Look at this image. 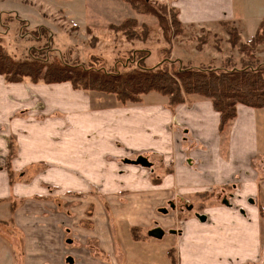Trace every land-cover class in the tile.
I'll return each instance as SVG.
<instances>
[{"label": "crops", "instance_id": "1", "mask_svg": "<svg viewBox=\"0 0 264 264\" xmlns=\"http://www.w3.org/2000/svg\"><path fill=\"white\" fill-rule=\"evenodd\" d=\"M224 2L223 10L217 0H173L172 7L177 10L179 21L184 27L210 29L224 22H233L239 29L234 17L236 1ZM239 31L241 35L243 32L240 29ZM257 31L258 28L244 43L251 41ZM172 48L173 55L180 63L184 60H196L198 67H213L212 64L218 59H222L223 63L232 58L225 53L221 56L213 54L209 58L205 57L203 61V55L200 56L199 50L194 46L186 50L178 46ZM205 49L206 47L204 51ZM3 79L0 76V225L10 224L13 231L22 236L21 248L7 240L11 248L6 249L7 264H106L94 257L91 248L90 251V239L98 241V251L102 256L114 258L117 245L113 242L114 232L111 231L105 214L97 215L94 211L92 218H88L85 216L90 209L87 205L82 210L83 216L80 220L87 218L93 223L94 229L92 232L83 231L78 226V206L77 212L72 211L73 207L67 208L70 212H63L61 200L45 189L46 186L66 184H69L68 188L75 189L76 185H80L77 180H73V177L79 178L72 174L76 170L90 171L84 179L89 188L109 185L111 174L107 170L112 163L111 147L117 155L137 158L143 152L164 155L166 167L173 172L163 178L161 186L178 189L184 195L190 196L195 191V194L204 192L207 187H229L231 183L233 184L230 187L238 191L240 185L236 182L248 180L246 175L250 159L258 151L259 136L262 134L259 122L263 112L259 109L239 105L236 119L220 134V115L208 99L192 96L174 110L169 108L168 99L162 103H140L126 109L134 111L133 113L116 120L117 133H102L99 129L111 126L108 118L111 116L103 114L104 118L100 120L103 123L99 125L95 123L100 121H96L94 117H98L101 111L92 108L87 114L79 115L77 110L80 106L87 108L88 102L84 97H79L83 93L74 90L70 83L47 85L60 87L62 90L39 85H33L31 89L25 83L11 84ZM31 94L36 95L35 100L31 98ZM41 99L47 100L43 107L45 114L36 113L40 112L36 103ZM53 109L75 113H69L68 120H65L60 116L52 117L50 114ZM94 113L96 114L93 115ZM97 134L102 136L104 143L95 140ZM111 135H118L113 139L118 141H108ZM10 141L14 143L10 145ZM8 156L11 172L29 171L33 165H44L49 173L26 182H13V175H8L5 169ZM99 170L102 174L98 172L96 175L95 171ZM53 171L57 175L54 180L50 177V172ZM66 173L72 180L67 182L64 178ZM249 183H240L244 193L242 196L233 193L230 206L223 203L221 207L208 211L210 214H204L207 217L205 222L197 217L199 224L193 227L175 230L170 228L175 224L173 221L167 226L161 221L159 226V220H156L157 228L164 231L163 238L156 241L163 242L167 237L182 239L181 245L176 247L180 259L177 264L258 263L261 256L259 250L262 245L260 239L263 219L258 202L260 184ZM147 184L148 182L142 184V187ZM150 186L153 187L151 183ZM141 197L148 200L150 196ZM65 198L67 203L76 199L69 195ZM93 198L88 196L85 199L93 203ZM12 205L15 206L14 213L11 212ZM240 207L245 214L239 211ZM163 214L168 216L167 212ZM208 215L214 219V228L208 226L211 219ZM166 229L170 236L166 235ZM65 234H70L84 245L75 247L72 237L71 244L74 247L67 248L64 243ZM169 250L163 252V257L168 259L166 254ZM169 263L168 260L165 264ZM116 264L125 262L121 259Z\"/></svg>", "mask_w": 264, "mask_h": 264}, {"label": "rangeland", "instance_id": "2", "mask_svg": "<svg viewBox=\"0 0 264 264\" xmlns=\"http://www.w3.org/2000/svg\"><path fill=\"white\" fill-rule=\"evenodd\" d=\"M235 1L236 11L234 17L239 29L243 33L240 35L239 29L233 22L231 23L233 24L232 27L238 30L240 44L246 45L244 40L254 35L252 33L258 28L260 21H262L264 0ZM172 3L173 0H0V44L15 59H26L32 47L45 48L46 41L43 38L41 43H37L33 39V33L37 32L40 27H43L48 29L53 35L52 47L56 54L60 53L65 61L70 64L78 63L87 67L92 66L95 69H113L114 66L127 63L132 54L139 51H145L149 54L146 60V64L149 67L157 66L163 60H169L168 66L170 71L171 69L175 70L178 68L210 70L214 68L241 69L243 67L247 57H244L240 53V45L236 47L231 45L229 41L230 35L226 33L221 25L210 29L179 26L175 23L174 17L177 10L172 7ZM217 3L221 5L223 10L224 0H217ZM135 5L141 7L145 12L147 9L153 10L156 13L158 12V16L165 21V28L161 27L157 16L150 15L147 12L137 13L133 9ZM15 16L19 19H16ZM128 19L137 21L136 29L139 34L143 32V25H147L148 31L144 34L146 36L145 40L137 39L129 41L123 34L116 33L109 28V25H119ZM173 46H178L185 50L194 46L196 50H199L200 56L203 55V61H205V57L209 58L213 54L221 56L225 53L232 56V58L223 63L222 59H218L216 63L212 64V66L214 65L213 67H198L199 64L196 63V60H184V62L182 61L183 63H180L181 61L179 62V59L172 53ZM219 49L222 50L220 51ZM259 49L255 57L261 64H264V46ZM256 64L255 62H251L252 66ZM24 85H28L31 89L33 85L47 87L46 84H33L31 82H25ZM47 88L62 90L60 87L54 86ZM73 89L71 88L72 91ZM79 92L83 93H80L79 97L81 99L84 97L88 102L87 108L80 106V109L77 110L79 115H81L80 113L87 114V111L93 108L95 111H101L98 117H94L96 121L102 120L104 118L103 114L111 116L108 117L111 120V126L99 129L102 133H117L118 125L116 120H119V118L124 119V117L128 116V113L134 112L126 109L133 108L135 104L123 106L117 102L113 95L93 91ZM35 97V94H31L33 100L36 99ZM143 100L142 104H152L162 103L164 100L167 101V98L152 93L144 96ZM46 102L47 100L41 99L40 102L36 103L37 108L41 112L36 113L45 114L43 107ZM68 107L70 108L69 104ZM56 110H52L50 114L52 117L60 116L68 120L67 115L70 112L67 113L63 109L55 112ZM260 110L263 112V117L259 122V130L262 131V134L259 136L258 151L251 156L250 167L246 175L248 176L246 178L248 180L244 181L243 179L236 182L240 185V188L237 189L238 191H234L230 187L233 184L231 183L230 188L225 186L220 188L222 190L214 186L207 187L206 191L204 190V192L198 194H195L197 192L195 191L190 196L180 194L178 189L172 190L170 187L161 186L163 178L173 172V170L166 167L164 155L158 154L156 156L151 153L143 154L145 153L143 152L140 155L146 157L152 163L151 168H143L142 166H134L126 162L127 160H136L137 157L124 154L117 155L115 154L117 152L111 149L112 147L110 148L112 163L111 167L109 165V169L107 170V173L111 174L109 185L105 187L92 186L89 188L85 185L84 179L90 171L76 170L72 174L78 175L79 178L73 177V180H77L80 185H76L75 189L68 188L69 184L65 186H46L45 189L51 192L50 194H55L53 196L61 200L62 204L60 205L63 208V212H70L67 210L69 207H73L72 211L77 212L76 207L78 206L79 220L83 216L82 210L86 209L87 205H89L90 209L85 213L86 217L92 218L94 211H96L97 215L101 214L102 216L103 213L105 214L104 217L107 218L111 231L114 232L113 242L117 245V252L116 255H113L114 258L102 256L98 251V241L94 239L88 240L89 249H92L94 257L101 260V262L116 264V261L118 262L123 259L125 264H165L169 260V264L172 262V264H177L180 259L178 258L176 247L181 245L182 239H178V241L167 237L163 242H159L155 238L149 237V230L157 228L158 224L156 220H159V226H161V221L165 226L170 224V221H173L175 224L171 222L173 226H170V228L172 227L175 230L193 227L195 224H199L196 216L198 213L210 214L213 209H217L223 205V199L230 197V194L235 192L242 196L244 191L242 192L241 182L248 181L251 185L258 182L260 184L258 202L263 219L261 220L262 238L260 239L262 245L261 247L259 246L261 248L259 250L261 256L259 262L255 264H264V109ZM102 123L103 121H100L95 124L100 125ZM117 136L111 135L107 140H111L113 143V141H118L113 140ZM101 137L100 134H97L95 135V140L104 143ZM12 143L14 142L10 141V145ZM7 165L5 169L8 175H13V182H26L27 180L41 177L44 173H49L47 172V167L44 165H33L29 171L11 172L9 171V156L7 157ZM98 172L101 173L99 170L95 171V174L98 175ZM66 175L64 178L67 182L72 180L68 173ZM56 176V172H50L52 180L56 179ZM147 182L148 184L142 187V184ZM150 183L153 187L150 186ZM244 185H247V183ZM193 189L196 190V188ZM68 195L74 196L76 199L72 203H67L64 200ZM141 195H149L150 197L147 200L141 197ZM88 196L94 197L91 200L93 203L87 202L88 199L85 198ZM5 208L8 210L7 206ZM162 209L167 210L168 216L163 214ZM211 215L208 216L211 218ZM213 221L214 219L211 218L208 224L210 228L215 227ZM9 225H0V264H7L6 249H11L9 247V243L12 244L11 241H13L14 246L19 248L22 245L20 241L22 236L13 231ZM78 226L83 231L89 230V232H92L94 229L93 223L87 218L80 220ZM95 227H97V224ZM166 230L167 235L169 232L168 229ZM84 233L86 234V232ZM72 237L70 234L64 235V243L67 248H72L71 246L73 245L75 247L84 245ZM71 238L75 241L73 245L68 243ZM167 250H169L166 254L168 259L163 257V252Z\"/></svg>", "mask_w": 264, "mask_h": 264}, {"label": "trees", "instance_id": "3", "mask_svg": "<svg viewBox=\"0 0 264 264\" xmlns=\"http://www.w3.org/2000/svg\"><path fill=\"white\" fill-rule=\"evenodd\" d=\"M133 9L137 13L147 12L157 16L161 27L165 28V21L158 16V12L149 9L145 12L137 5ZM174 18L175 23L181 26L177 11ZM143 26L142 34L137 31V21L134 19H128L121 25H109V28L132 41L146 39L144 34L148 31V27L146 24ZM221 26L230 35L231 45L234 47L240 45V53L247 57L241 69L178 68L170 71L169 60H163L157 66L149 67L146 64L149 54L145 51L134 52L127 63L114 66L110 70L95 69L78 63L70 64L60 53H55L52 47V33L40 27L33 33V39L41 43L43 38L46 41L45 48L32 47L26 59H15L0 44V76L11 84L70 83L75 90L113 95L123 106L140 104L144 96L156 93L167 98L169 108L174 110L186 103L189 97H202L210 100L214 110L219 113V132L223 134L229 124L236 119L239 105L264 109V64L255 57L258 49L264 46V18L255 36L246 45L240 44L238 30L232 27L231 22H224ZM251 62L257 64L252 66ZM14 211L15 206L12 205L11 212Z\"/></svg>", "mask_w": 264, "mask_h": 264}, {"label": "water", "instance_id": "4", "mask_svg": "<svg viewBox=\"0 0 264 264\" xmlns=\"http://www.w3.org/2000/svg\"><path fill=\"white\" fill-rule=\"evenodd\" d=\"M126 162H128L129 164L134 165V166H142L143 168H151L152 167V163L146 157H143V156H139L136 160H127ZM190 209H192V208H190ZM162 212L166 213L167 210L163 209ZM197 217L202 222L203 221L205 222L207 219V217L205 215H197ZM148 235L151 238L162 239L164 236V231L161 230L160 228H155V229L149 231ZM68 243L71 244L72 241L69 240ZM69 261H72V260H69ZM263 262H264V260H263Z\"/></svg>", "mask_w": 264, "mask_h": 264}, {"label": "flooded vegetation", "instance_id": "5", "mask_svg": "<svg viewBox=\"0 0 264 264\" xmlns=\"http://www.w3.org/2000/svg\"><path fill=\"white\" fill-rule=\"evenodd\" d=\"M229 198V199H228ZM234 198L233 194L230 195V197H227L225 199H223V203L224 204H227V206L229 205L230 206V201ZM230 200V201H229ZM242 214H245V212L243 211V209H241L240 207V210H239ZM197 215H204V214H197Z\"/></svg>", "mask_w": 264, "mask_h": 264}]
</instances>
